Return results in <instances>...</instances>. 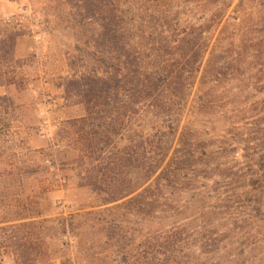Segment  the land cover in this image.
<instances>
[{"label": "trees", "instance_id": "obj_1", "mask_svg": "<svg viewBox=\"0 0 264 264\" xmlns=\"http://www.w3.org/2000/svg\"><path fill=\"white\" fill-rule=\"evenodd\" d=\"M67 1L99 26L92 55L104 66L66 80V101L85 114L64 122L57 147L68 140L82 186L105 195L119 264H244L246 227H264L263 124L241 136L236 123L216 136L200 128L202 111L211 123L218 107L212 83L225 80L211 60L200 78L201 63L222 26L218 44L236 48L222 37L232 3L197 24L180 0ZM23 35L9 32L0 52L14 53ZM216 85L228 101L241 92Z\"/></svg>", "mask_w": 264, "mask_h": 264}, {"label": "rangeland", "instance_id": "obj_2", "mask_svg": "<svg viewBox=\"0 0 264 264\" xmlns=\"http://www.w3.org/2000/svg\"><path fill=\"white\" fill-rule=\"evenodd\" d=\"M179 3L197 24L232 3L222 37L233 36L236 48L218 44L222 26L201 63L200 78L211 60L225 80L212 83L218 107L211 123L202 111L200 128L215 136L226 124L241 126L239 136L258 130L244 129L258 120L264 128V0ZM11 31L24 35L14 53L0 52V264H119L121 244L107 238L105 195L82 186L78 150L68 140L57 147L64 122L85 114L66 101V80L104 66L102 53L96 61L92 55L100 28L67 0H0V43ZM216 84L239 85L242 93L228 101ZM262 225L246 227L244 264H264Z\"/></svg>", "mask_w": 264, "mask_h": 264}]
</instances>
